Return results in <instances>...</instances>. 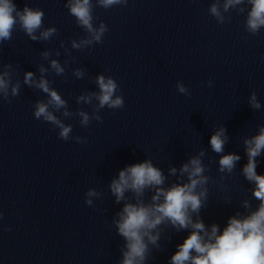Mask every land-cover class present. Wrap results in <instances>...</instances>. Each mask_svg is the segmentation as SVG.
Wrapping results in <instances>:
<instances>
[{
  "label": "clouds",
  "instance_id": "obj_1",
  "mask_svg": "<svg viewBox=\"0 0 264 264\" xmlns=\"http://www.w3.org/2000/svg\"><path fill=\"white\" fill-rule=\"evenodd\" d=\"M128 2L129 0H66L64 6L74 17L76 25L85 33L78 39H70L71 50H90L93 45L103 43L109 28L103 21L95 23L99 20L94 15L95 8L109 10L116 6H127ZM245 5L250 7L246 10ZM230 10L238 14L246 13L244 29L247 33L256 36L264 29V0H213L208 13L218 24L223 25L231 21V16L226 15ZM44 16L42 9L32 8L27 4L20 9L14 0H0V45L12 40L17 27L31 41H50L58 35V30L55 26L45 27ZM60 48L67 57L63 64L52 58L53 55H61L59 50L55 53L44 50L41 57L48 62V66L38 65V75L32 71L24 72L22 83L46 96L32 105L35 119L49 123L53 130L58 129V138L63 141L74 140L78 144H86V137L72 135L73 126L66 124L65 119L79 117V124L84 128L92 121L102 123L100 111L105 108L123 109L124 98L119 94L121 90L117 81L99 73L93 81L98 91H85L75 97L76 104L90 106L91 113L82 107L70 110L68 102L51 86L53 81L47 78L50 72L56 76H65L70 63L76 62L64 41H60ZM261 59L264 61V55ZM15 75L17 72L12 63L0 65V100L11 103V98L20 95L22 83L19 79H13ZM85 75V68L72 69V76L77 80L84 79ZM207 84L211 87L212 81L209 80ZM176 89L180 94L191 95L182 81H177ZM248 104L254 110L261 109L255 91L250 93ZM228 141L226 128L223 125L216 127L209 141L211 150L217 154L224 153ZM243 144L247 163L242 167L241 174L253 185L251 194L258 204L253 209L248 199L242 200L241 206L245 213L238 211L229 217L222 231L215 223L206 226L200 217L201 209L207 206L208 185L215 182L206 174L210 172L213 161L210 160L208 164L204 162L207 156L204 149L189 156L179 168L170 164L167 176L154 166L151 159L127 165L120 170L118 176L107 186L115 197L114 202H123V207L111 222L117 234L125 241L120 248L122 259L118 264H146L152 250L161 247L159 241L162 233L169 228L176 232L190 230L183 243L177 245V251L170 257L169 264H264V174L256 171L257 158L264 153V125L258 126L256 134L244 138ZM240 159L235 153L220 155L217 172L221 174V181L234 172ZM169 177H176V181L168 185L166 182ZM147 192L152 195L145 200ZM102 196L100 191L89 188L85 193V203L95 207L94 199ZM225 203L230 204L231 199H227ZM2 215L0 213V218Z\"/></svg>",
  "mask_w": 264,
  "mask_h": 264
},
{
  "label": "water",
  "instance_id": "obj_2",
  "mask_svg": "<svg viewBox=\"0 0 264 264\" xmlns=\"http://www.w3.org/2000/svg\"><path fill=\"white\" fill-rule=\"evenodd\" d=\"M45 98L22 83L11 103L0 100V264H118L125 241L111 222L123 202L116 204L107 186L127 165L151 159L167 176L170 164L179 168L188 159L105 120L84 128L79 117L65 119L72 135L88 142L63 141L58 129L33 116V103ZM206 174L215 181L200 212L206 226L215 223L222 231L229 217L245 213L244 199L256 208L251 191L211 170ZM89 188L103 193L95 207L85 203ZM189 232L165 229L146 264H169Z\"/></svg>",
  "mask_w": 264,
  "mask_h": 264
}]
</instances>
